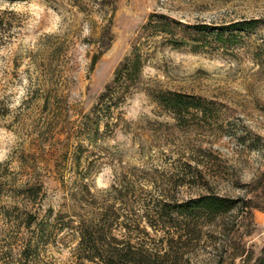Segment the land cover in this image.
Instances as JSON below:
<instances>
[{
	"label": "rangeland",
	"instance_id": "rangeland-1",
	"mask_svg": "<svg viewBox=\"0 0 264 264\" xmlns=\"http://www.w3.org/2000/svg\"><path fill=\"white\" fill-rule=\"evenodd\" d=\"M108 262L264 264V0H0V264Z\"/></svg>",
	"mask_w": 264,
	"mask_h": 264
},
{
	"label": "trees",
	"instance_id": "trees-1",
	"mask_svg": "<svg viewBox=\"0 0 264 264\" xmlns=\"http://www.w3.org/2000/svg\"><path fill=\"white\" fill-rule=\"evenodd\" d=\"M143 65L144 62L141 54L138 51H134L132 55L128 56L117 69L114 84L109 85L107 90L101 94V99L105 100V98L111 96V92L113 91L118 92V89L114 86L115 84H120L129 88V83L126 81L137 78L142 71ZM160 101L167 107L178 109L179 111L191 107H203L201 100L189 98L181 93H173L171 96L162 95L160 96ZM237 206L238 201L236 199L207 194L200 196L195 200H190L183 204H177L174 207V211L186 216L188 213H191L194 208H197L211 216H219L235 209ZM108 264L114 263L108 262Z\"/></svg>",
	"mask_w": 264,
	"mask_h": 264
}]
</instances>
